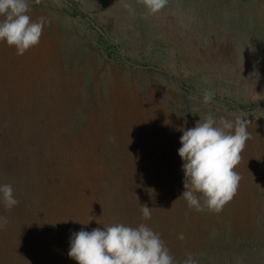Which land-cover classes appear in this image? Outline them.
<instances>
[{"label": "rangeland", "instance_id": "rangeland-1", "mask_svg": "<svg viewBox=\"0 0 264 264\" xmlns=\"http://www.w3.org/2000/svg\"><path fill=\"white\" fill-rule=\"evenodd\" d=\"M29 15L46 20L37 46L0 42V185L19 200L0 203V264H78L72 234L117 223L160 233L175 264H264V0H168L155 14L141 0H40ZM208 114L243 117L250 134L219 213L181 197L182 129Z\"/></svg>", "mask_w": 264, "mask_h": 264}, {"label": "clouds", "instance_id": "clouds-1", "mask_svg": "<svg viewBox=\"0 0 264 264\" xmlns=\"http://www.w3.org/2000/svg\"><path fill=\"white\" fill-rule=\"evenodd\" d=\"M33 2L40 0H0V42L15 46L18 56L40 43L46 24L44 17L36 21L31 19L29 12ZM141 2L155 14L167 5L168 0ZM214 95L213 91L205 89L203 103L209 104ZM201 119L194 128L182 129V146L178 153L184 162L185 191L181 197L195 211L207 209L219 213L234 197L240 181L234 169L249 139L248 122L240 116L234 121L224 117L217 121L212 114L204 117L202 123ZM0 203L6 211L19 204L10 183L0 185ZM141 214L143 220H150L151 208L142 205ZM7 225V218L0 217V230L6 229ZM179 238L183 239V234ZM68 255L78 264H175L161 234L145 223L136 227L117 223L91 231L82 228L72 234ZM183 264H197V261L189 254Z\"/></svg>", "mask_w": 264, "mask_h": 264}, {"label": "trees", "instance_id": "trees-1", "mask_svg": "<svg viewBox=\"0 0 264 264\" xmlns=\"http://www.w3.org/2000/svg\"><path fill=\"white\" fill-rule=\"evenodd\" d=\"M254 105H255V103L251 104L250 106H254Z\"/></svg>", "mask_w": 264, "mask_h": 264}]
</instances>
